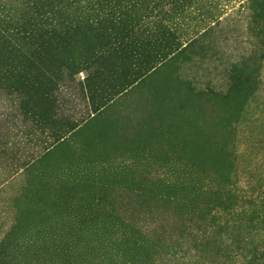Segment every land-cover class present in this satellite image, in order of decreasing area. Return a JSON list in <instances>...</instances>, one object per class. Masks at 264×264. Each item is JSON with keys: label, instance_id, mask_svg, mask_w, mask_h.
Returning <instances> with one entry per match:
<instances>
[{"label": "trees", "instance_id": "1", "mask_svg": "<svg viewBox=\"0 0 264 264\" xmlns=\"http://www.w3.org/2000/svg\"><path fill=\"white\" fill-rule=\"evenodd\" d=\"M251 3L263 16L264 0ZM224 6L220 0H0V166L7 165L11 176L32 169L83 121L131 96L157 69L176 60L186 64ZM81 70L86 76L77 81ZM233 76L226 101L244 82L237 71ZM76 82L88 105L82 122L61 102L62 89ZM249 84L246 94L255 89ZM188 90L179 108L188 107L193 127L202 128L201 94L190 83ZM210 134H196L201 148L192 151L195 172L216 171L209 182L143 175L122 187L124 193L110 184L92 198L77 196L76 183L56 188L45 205L44 198L34 201L44 225L29 229L33 213L16 217L11 248L0 245V264H157L161 257H184V264H263L264 195L252 197L232 180L227 142ZM205 155L217 160L210 173ZM103 161L91 163L99 169ZM80 162L81 172H89V189L103 181Z\"/></svg>", "mask_w": 264, "mask_h": 264}, {"label": "rangeland", "instance_id": "2", "mask_svg": "<svg viewBox=\"0 0 264 264\" xmlns=\"http://www.w3.org/2000/svg\"><path fill=\"white\" fill-rule=\"evenodd\" d=\"M220 2L225 5V13L216 24L210 22L208 33L194 45L186 64L176 60L160 67L131 96L120 97L88 122L83 121L88 117V105L79 84L62 89L63 110L83 121L82 126L28 171L21 169L11 176L7 165L0 166V245L11 248V226L22 213L34 214L29 229L34 224L44 225L45 216L35 211L38 205L34 201L44 198L45 205V197L56 188L76 183L77 196L92 198L107 191L110 184L124 193L122 187L143 175L165 181L185 182L192 177L209 182L216 171L199 174L192 165L198 161L192 151L201 148L195 141L201 139L196 135L199 133H211L214 139L226 141L225 148L233 160L229 167L232 180L237 178L252 197L264 195V15L257 14L258 5L254 7L251 0ZM235 71L244 82L240 81L237 93L232 91L226 101L225 95L237 81ZM85 76L81 70L77 81ZM189 83L201 94L200 101L206 108L202 128L193 127L188 107L179 108L180 103H187ZM249 83L255 89L246 94L244 88ZM210 120L217 125L212 126ZM12 127L14 141L17 131ZM98 159H104V163L95 169L91 160ZM81 160L87 163L88 171H99L103 180L97 179L92 189L87 181L91 180L89 172H81ZM203 160L210 173L217 160L210 155ZM71 170L84 176L77 172L71 175ZM184 263V257H161L157 261ZM205 264L216 263L208 260Z\"/></svg>", "mask_w": 264, "mask_h": 264}]
</instances>
